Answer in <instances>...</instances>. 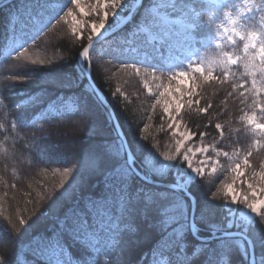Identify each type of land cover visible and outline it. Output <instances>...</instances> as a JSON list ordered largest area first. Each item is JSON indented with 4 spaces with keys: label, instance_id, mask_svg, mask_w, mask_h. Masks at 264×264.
<instances>
[{
    "label": "trees",
    "instance_id": "trees-1",
    "mask_svg": "<svg viewBox=\"0 0 264 264\" xmlns=\"http://www.w3.org/2000/svg\"><path fill=\"white\" fill-rule=\"evenodd\" d=\"M73 1L57 0L59 7L64 8L59 22L53 20L51 28L41 31V21L46 24L52 15L51 7H44L46 0H0V125H3L0 127V259L5 264H41L43 257L35 249L37 244L41 247L43 244L38 236L32 237L37 232L53 233L59 210L70 207L84 219L93 243L99 241L102 248L107 245L112 249L110 255L94 254L89 258L90 264H167V257L160 252L161 238L171 224L162 222L161 210L167 202L158 200L149 205L137 193L143 190L166 194L170 188L163 184H169L168 176L144 180L138 175L130 181L129 194L123 196L110 190L102 172L92 171L93 157L100 149L122 141L107 106L94 91L95 86L113 110L127 141L137 146V156L141 155L142 147L145 152L155 154L159 163L173 164L183 171L186 167L183 151L173 133L175 126L180 124L195 136L193 143L209 144L222 153L227 152L228 156L238 153L248 159L239 183L231 171L228 156L219 155L218 168L194 180L189 194L201 208L215 206L207 220L201 221V212L196 209L195 227L190 229L192 207L180 226L172 225L182 234L190 258L196 264H208L210 255L191 256V251L200 249L203 252L213 242L209 234L210 222L224 220L228 208H234L227 189L234 185L247 196V201H251L246 184L258 185L260 173L264 172V132L248 126L251 118L264 123V111H261L264 75L259 71L255 75L246 72L243 63L218 66L213 78L208 80L204 75L195 74L193 96L191 99L184 97L183 107L175 112L172 126V117L164 111L166 95L156 87V82L150 83V92L145 86V80L151 76L167 78L166 71L171 67L164 53L168 49L165 46L158 49L159 44L147 40L144 35L130 36L153 1L143 0L133 20L101 42L84 61L80 52L88 46L87 37L93 35L89 23H99L102 18L94 15L93 10L89 11V17L80 22L84 27L80 38L73 33L69 16L65 15L69 8L77 14ZM137 1L127 0L126 4L133 7ZM176 1H182L186 8H201L203 19L210 13L219 18L225 13H237L240 4V0H219V4L203 0ZM254 1L257 10L253 17L243 22L244 36L257 34L261 44L264 41V28L260 25L264 21V0ZM109 22L114 23L112 19ZM208 31V28L197 26L188 33L200 40L208 36ZM179 33L184 36L187 32ZM170 40L176 46L184 43L176 35ZM21 44L25 47L21 48ZM243 45L244 42L239 41L236 47H225L220 52L241 54ZM101 47L102 53H99ZM17 50L24 55L20 56ZM204 50L218 52L212 48ZM89 67L93 85L86 75ZM217 76L223 83L214 78ZM241 83L243 87H233ZM41 92L44 102L29 105V98ZM196 100H199L198 105ZM53 101L63 108L58 109L57 114L48 112L45 118L41 113ZM22 107H27L26 125L18 122ZM202 108L208 111H198ZM217 124L223 128V137L216 129ZM164 155L175 159L164 161ZM113 163L108 160L106 166L110 168ZM162 171L167 173V169ZM175 174L172 169L171 175ZM65 189L70 190L71 198L58 201ZM242 208L244 205L239 203L237 209ZM21 220L25 223L21 224ZM36 221L39 223L34 224ZM255 221L258 223H253L252 231L258 236L264 231V207ZM69 243L66 255L70 259L85 257L79 244ZM89 251L94 253L92 248ZM249 251L251 253V249ZM260 256L257 247L254 256L257 264ZM232 259L234 264H242L239 253ZM243 264H251V255L244 257Z\"/></svg>",
    "mask_w": 264,
    "mask_h": 264
},
{
    "label": "snow or ice",
    "instance_id": "snow-or-ice-1",
    "mask_svg": "<svg viewBox=\"0 0 264 264\" xmlns=\"http://www.w3.org/2000/svg\"><path fill=\"white\" fill-rule=\"evenodd\" d=\"M71 3V0H69ZM2 3V2H0ZM124 3H127V0H124ZM77 7H80L79 0H76ZM124 5L121 3V0H104L103 7L108 11H112L117 7H123ZM45 8L51 7L52 15L49 18L46 24L42 23L41 31L51 28L52 21L56 20L59 22L61 17V13L64 12V8H60L57 0H46L44 5ZM66 7V6H65ZM99 7V3H98ZM175 8L176 5L173 4L171 6ZM166 10V5H157L153 9L157 14L160 13L161 9ZM59 9V10H57ZM108 11H105L104 17L105 20L108 16ZM113 14H115L113 12ZM67 16H72V11L69 8ZM154 17L152 12L149 13V16L146 17L145 23L153 20ZM73 20L75 17L73 16ZM232 25H236L237 22H231ZM104 28V23L101 22L99 24L93 23L91 25V30L93 35H89L87 37L88 46L84 47L80 52V55L87 60L89 58V49L93 46V39L95 37L100 36V29ZM156 31H161V27L159 25L156 26ZM225 31H228L225 29ZM73 33L80 36L77 31V28H73ZM239 36L241 40L246 39L244 35L235 31V28L231 30L229 33L230 42L235 43V36ZM161 34V39H162ZM82 38V36H80ZM35 39V37H33ZM257 37L255 34L251 35V39L247 44L244 45V59L248 60V52L249 49L256 48L257 45L255 43ZM27 43V42H25ZM167 45V42L164 41V44L161 45L163 48ZM21 48H24L25 45L21 44ZM219 48L220 45H217ZM26 50V49H25ZM19 51V50H17ZM259 72L261 75H264V41H261V45L259 47ZM19 55L23 56L24 52L19 51ZM224 60L221 61L227 67L228 65H237L239 60L227 52L223 54ZM256 57L252 56L249 63H245L243 65L244 69L247 71L250 70L249 65L252 61H255ZM35 63V61H33ZM216 62H212V65L205 70L204 67H197L195 72L197 73H205L204 79L208 80L211 77V73L214 71V66ZM255 65H252V74L255 75ZM186 73H179L181 79H183ZM225 78H227L228 73L225 72ZM217 81L223 83L220 77H214ZM252 84L255 87L256 80L255 78L252 80ZM194 83V87H195ZM244 85L238 84L233 87H243ZM165 91V94H167ZM193 92L190 91L189 95H192ZM43 92L37 94L36 96L29 98V105H38L42 104L44 101L42 99ZM189 105L191 106L192 101L189 100ZM195 103L198 105L199 100H196ZM175 107L177 111H179L181 105L179 102L175 103ZM211 107V104L208 105V108ZM63 105L58 104L57 101H53L48 104L47 109L43 110L41 115L45 118L47 117L48 112H52L53 114L58 113V109H62ZM208 108L198 109L201 112H207ZM164 111L167 113L169 111V105L165 103ZM261 111H264V106L261 107ZM27 112V107H22L21 112L18 114V122L22 125H26V121L24 120L25 113ZM59 114L63 115L64 113L60 112ZM3 127V125H0ZM15 128L16 125L13 124ZM256 129L258 131H264V123L256 124ZM216 129L219 131L221 137H223V128L220 124L216 125ZM141 155L137 156V146L129 141H120L119 143H114L112 145H107L100 149L99 154L93 157L94 167L92 168L93 172H102L107 177V183L110 186V190L118 191L121 195L126 196L129 194L130 181H132L136 176L141 175L142 179L148 180L149 177H155L158 175H167V182L170 184V190L166 194L157 195L151 192H143L141 190L140 193H137L138 197L142 195V198L146 201L147 204H155L159 201H166L167 203L163 206L161 210V215L163 216V223L171 222L169 225L170 234H168L169 229H166V235L161 238V255L167 257V264H196L194 260H192L189 256L190 250L185 247V242L181 233L176 231L175 226H180L182 224V220L186 217L189 209L193 207V202L190 199V192L193 187V175L189 172H184L180 168L176 167L173 164H161L159 163V158L155 157V154L147 153L144 149L140 148ZM224 156H228V153H223ZM250 156L251 153L249 152ZM164 161H172L175 159L174 156L164 155ZM188 158L185 157V160ZM112 160L113 166L107 167V161ZM137 161H139V165H137ZM248 159H244V165H248ZM191 168V165L189 164ZM163 169H167V173L163 172ZM172 169H175V176L171 175ZM197 176L201 174V169L197 168L193 170ZM215 171V169H213ZM235 173V177L239 178L243 175L241 172V165L237 163L235 167L231 170ZM67 175V173H65ZM260 180H264V172L260 173ZM63 186V184L61 185ZM248 188L252 190V195L255 197L256 188L253 183H248ZM261 191H264V188H261ZM74 192V191H72ZM62 198H71V193L69 189H65V192L61 194V197H58V201ZM190 202V203H189ZM232 202L237 203V197L235 194L232 195ZM240 204L244 205V207L249 210L252 214L256 216H260V207H264V200H252L247 201L246 199H242L239 201ZM260 205V207H258ZM214 205H207L205 208H201L199 202H195V208L201 212V221L207 220V217L211 214ZM245 216V213L240 209H232L229 208L228 215L222 221L210 222V236L212 237V243L209 244L203 252L200 249L192 250L191 256L200 255H210L211 259L208 260V264H234L232 259L235 253H239L241 257V261L243 264L244 257H248L251 255L253 259L251 260V264H257L254 259L256 248L259 247L261 251V256L259 259V264H264V231H261L259 235H253L252 224H248L242 219ZM21 224L25 223V221L21 220ZM34 224L39 223V221L33 222ZM252 223H258V221L253 220ZM84 219H80V216L77 213L76 209L73 208H62L59 210L57 215V223L56 230L51 234H41L39 232L35 233L32 239H35L37 236L39 237L43 247L40 244H37L35 251H37L40 257H43L41 260V264H90V257H93L94 254L96 256L101 253L105 255H110L112 249L105 245L103 248L100 246V242L97 241L95 244L93 240L89 238V228L86 226ZM33 225H29V228H32ZM195 224L193 223L190 226L194 228ZM27 229L25 230V234L27 235ZM94 236V233H92ZM74 242L79 244L85 252V257H81L78 260L70 259L66 255V248H70V243ZM89 248L94 249V253L89 251ZM211 249V252H208V249ZM251 249V253L250 250ZM0 264H5V261L0 259Z\"/></svg>",
    "mask_w": 264,
    "mask_h": 264
},
{
    "label": "rangeland",
    "instance_id": "rangeland-1",
    "mask_svg": "<svg viewBox=\"0 0 264 264\" xmlns=\"http://www.w3.org/2000/svg\"><path fill=\"white\" fill-rule=\"evenodd\" d=\"M153 5L148 8V11L145 15V18L141 20V22L138 23L134 27V30L130 33V36L133 37L135 35L141 34L146 37L147 40L155 43H163L164 40H168V45H165L168 49L166 51V59L168 60V64L170 66L175 65L173 68L168 69L167 78L161 79L157 76H151L149 80H145V86L147 87V90L150 92L151 82H156V87L161 88L163 93L165 94V91H167L166 97H167V104L169 105V111L166 113V115L172 119L171 125L173 126L176 120L175 112H179L183 107V99L184 97L186 99H191L192 95H189L190 91H194L192 89V81L195 74H201L206 75L207 71L205 73H197L195 72V69L197 67H204L205 70L208 69L209 66L212 65V62H216L214 66V70L218 66H224L221 61L224 60L223 54L218 53H212V52H206L205 48L212 47L214 49L221 50L224 47H236L237 43L239 41H243L244 45L249 42L251 39V35H248L246 39L241 40L239 36H235L233 33L232 35L235 36V43L230 42V36L229 33L233 28H235V31L240 33L241 35H244V25L243 22L247 19H249L255 12L254 10V2L253 0H240V4L238 6V12L236 14L228 13V16H224L223 18H216L214 14L210 13L206 19H203L201 16V8H196L194 6H189L186 8L180 1L176 0H152ZM213 3H218V0H206ZM80 7H77L76 0L73 1L74 5H76L78 12L77 14H73L72 16H69V21L71 22L72 28L76 27L78 33L82 34V29L84 28L83 25L80 23L84 20V18L89 17L90 13L89 11L93 10L94 15L100 16L102 20L99 22L104 23V28L100 29V36L95 37L94 40H98V38L103 37L101 40L104 39V37L109 34L113 28H115L118 25H122L126 19L127 15H124L126 11H130L132 9L131 5H128L124 3V0H121V3L124 5L123 7H117L116 9L112 10V13L105 9L103 7L104 0H79ZM99 3V7H98ZM110 3V0H109ZM175 4L176 7L172 8L171 6ZM157 5H166V10L161 9L160 13L157 14L153 11L155 6ZM105 11H108L107 19L105 20L104 13ZM113 12L115 14H113ZM152 12V15L154 17L153 20L149 21L148 23H145L146 17L149 16V13ZM73 16L75 17V20H73ZM79 16H81V19H79ZM109 19H112L114 23H110ZM237 20L236 25H232L231 20ZM96 23V24H99ZM90 29L93 22H90ZM159 25L161 27V31H156V26ZM197 26H201L203 28H208V36L206 38H201L200 40H197L196 37L192 36L190 33H188L191 30H195ZM227 29L228 31H225ZM179 31L186 33V35L181 36ZM92 32V30H91ZM179 33V34H178ZM93 34V33H92ZM161 34L162 39H161ZM173 35H179L180 39L184 42L183 44H180L179 46H176L173 41L170 39ZM178 37V36H177ZM257 39L255 41L257 47L249 49L248 52V60L244 59L245 53H244V45L241 49V54H236L235 52L229 53L231 56L237 58L239 60V63H249L252 56L256 57L255 61H252L249 65V68L252 72V65H255L254 71H259L260 65H259V37L256 35ZM99 40V41H101ZM97 41V42H99ZM200 42L201 45H198L197 43ZM217 45H220L218 48ZM102 47L98 48V52L102 53ZM128 50V48H127ZM233 65H228L227 67H230ZM186 73L181 79L179 73ZM214 75V71L211 73V77ZM154 80V81H153ZM179 102L181 107L179 111H177L175 107V103ZM256 124H260L256 121L255 118H251L248 121V126L257 132H264V131H258L255 127ZM173 133L177 135L179 140V149L183 151V158L186 163V167L183 169L184 172L192 173L193 175V181L196 180L198 177L205 175L206 173L214 172L213 169H217L218 164V157L219 155H222L223 153L220 152L218 149L214 148L212 145L209 144H197L193 143V139L195 136L191 134L189 131L183 129V127L180 126V124H177L174 128ZM185 157L188 159L185 160ZM230 160V167L233 169L237 163L241 165V172L244 174V155L235 154V155H229L228 156ZM189 164L191 165V168L189 167ZM201 169V174L199 176L196 175V173L193 171L194 169ZM235 174V173H234ZM243 176V175H242ZM240 176L238 179V182L241 183ZM192 181V182H193ZM248 185V183L246 184ZM254 187L256 188V195L255 197L252 195V190H250V196L252 197V200H264V191H261V188H264V180H260L259 184ZM248 187V186H247ZM226 194L231 198L232 195L235 194L237 197V203H233L234 208L237 209V206L239 204V201L242 199L248 200L247 196L241 191L235 188L234 185H231L228 189ZM260 207V205H258ZM231 208V207H229ZM228 208V209H229ZM263 207H260V212ZM245 213V216L242 217L244 221L248 224L253 225V220L256 219L255 214H252L249 210H247L245 207L240 209Z\"/></svg>",
    "mask_w": 264,
    "mask_h": 264
},
{
    "label": "water",
    "instance_id": "water-1",
    "mask_svg": "<svg viewBox=\"0 0 264 264\" xmlns=\"http://www.w3.org/2000/svg\"><path fill=\"white\" fill-rule=\"evenodd\" d=\"M141 1H142V0H139V2H138L137 4H139ZM135 10H136V7L134 8L133 13L135 12ZM133 13H132V14H133ZM130 18H131V16L129 17V19H130ZM99 40H100V38H98V40H95V41L93 42V46H92V48L94 47L95 43H96L97 41H99ZM92 48L89 49V52L92 50ZM87 75H88V77H89V79H90L89 71H87ZM94 89H95V92L97 93L98 97H102V94L99 92V90L96 89V88H94ZM108 109H109V111H110V113H111V115H112V117H113V122H114V125H115V127H116L118 133L121 135L123 141H127L126 138L124 137V135H123V133H122L120 127H119V124H118V122H117L116 117L113 115V111H112L110 108H108ZM164 186L170 188V185H164ZM190 198L192 199L193 204H194V212H193V215H194V213H195V209H196V208H195V202H196V201H195V199H194L192 196H190ZM193 221H194V217L192 216V224H193ZM252 259H253V257H252Z\"/></svg>",
    "mask_w": 264,
    "mask_h": 264
},
{
    "label": "clouds",
    "instance_id": "clouds-1",
    "mask_svg": "<svg viewBox=\"0 0 264 264\" xmlns=\"http://www.w3.org/2000/svg\"><path fill=\"white\" fill-rule=\"evenodd\" d=\"M225 15L228 16L229 14L225 13ZM231 22H237V20L233 19V20H231Z\"/></svg>",
    "mask_w": 264,
    "mask_h": 264
}]
</instances>
